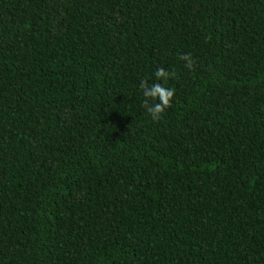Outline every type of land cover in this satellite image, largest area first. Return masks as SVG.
I'll use <instances>...</instances> for the list:
<instances>
[{
  "label": "trees",
  "instance_id": "obj_1",
  "mask_svg": "<svg viewBox=\"0 0 264 264\" xmlns=\"http://www.w3.org/2000/svg\"><path fill=\"white\" fill-rule=\"evenodd\" d=\"M0 264H264V0H0Z\"/></svg>",
  "mask_w": 264,
  "mask_h": 264
},
{
  "label": "clouds",
  "instance_id": "obj_2",
  "mask_svg": "<svg viewBox=\"0 0 264 264\" xmlns=\"http://www.w3.org/2000/svg\"><path fill=\"white\" fill-rule=\"evenodd\" d=\"M188 68L192 67V57L190 54H184L181 56ZM155 76L158 81L164 83H149L147 80L141 81L139 87L143 91V106L147 112L151 115L153 121H158L162 118L161 114L166 108L171 106V98L174 95V89H168L165 85L169 77H174L175 73L166 71L163 67L159 68L155 72ZM151 102V103H150Z\"/></svg>",
  "mask_w": 264,
  "mask_h": 264
}]
</instances>
